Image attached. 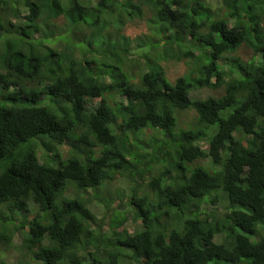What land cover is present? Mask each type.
<instances>
[{"label":"trees","instance_id":"1","mask_svg":"<svg viewBox=\"0 0 264 264\" xmlns=\"http://www.w3.org/2000/svg\"><path fill=\"white\" fill-rule=\"evenodd\" d=\"M220 2L0 0V264H264V0Z\"/></svg>","mask_w":264,"mask_h":264},{"label":"rangeland","instance_id":"2","mask_svg":"<svg viewBox=\"0 0 264 264\" xmlns=\"http://www.w3.org/2000/svg\"><path fill=\"white\" fill-rule=\"evenodd\" d=\"M210 2L214 5H218L221 6L222 2H220V0H210ZM221 13L224 12V6H222L220 8ZM150 16V14L146 13V16L144 18H136L134 20H129L127 21L122 33L126 34L127 36H130L132 38L138 36V35H143L144 33L149 31L148 28V24L146 22V18ZM233 23V21H231V24ZM108 30H114L113 26L111 25L110 28H108ZM104 32H106V30H104ZM233 55L236 56H240L243 60H249L252 59L254 57L253 54V50L245 45H243L242 47H240L238 49V51L236 53H234ZM162 66L164 67V69L167 72V76L170 80L174 81L177 77L184 75L185 73L188 72L190 66L184 62L183 60L179 61L176 59H168V60H164L161 61ZM222 92L220 91V89H210V88H206V87H202L199 88L195 91H193L192 95L194 97H200V98H205L207 96H211V95H219ZM180 116V124L182 126H188L189 124H192L195 119H196V111L194 109H189V110H185V111H180L179 113ZM205 148H208L207 144H203ZM65 153H67V151L65 149H63ZM208 162V160H204V163ZM116 185H121V187L125 188L128 185V182L124 181L122 184H115L113 183V185L110 186V188L115 189ZM68 194H75V189H70ZM99 200H95L92 204V208L95 212L96 215H98L100 218L103 216V212H104V202H100ZM118 203V200L117 202ZM221 203H218L216 206L219 208V210H221ZM206 209H210V205H206L205 206ZM22 215V214H20ZM140 226V224H138ZM136 227V225L134 224V221L132 222L127 221L126 222V228L129 231L134 230V228ZM218 240V237H217ZM20 241V240H19ZM15 255H6L7 260L11 263L12 260L13 262L15 261ZM214 263H220V264H228V262L223 261V260H215V261H211L210 264H214ZM37 264V263H35Z\"/></svg>","mask_w":264,"mask_h":264},{"label":"clouds","instance_id":"3","mask_svg":"<svg viewBox=\"0 0 264 264\" xmlns=\"http://www.w3.org/2000/svg\"><path fill=\"white\" fill-rule=\"evenodd\" d=\"M252 49V48H251ZM253 50V49H252Z\"/></svg>","mask_w":264,"mask_h":264}]
</instances>
